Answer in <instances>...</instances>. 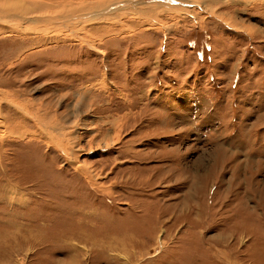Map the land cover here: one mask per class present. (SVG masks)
<instances>
[{"label":"rangeland","instance_id":"obj_1","mask_svg":"<svg viewBox=\"0 0 264 264\" xmlns=\"http://www.w3.org/2000/svg\"><path fill=\"white\" fill-rule=\"evenodd\" d=\"M181 1L0 19V264H264V0Z\"/></svg>","mask_w":264,"mask_h":264},{"label":"bare ground","instance_id":"obj_2","mask_svg":"<svg viewBox=\"0 0 264 264\" xmlns=\"http://www.w3.org/2000/svg\"><path fill=\"white\" fill-rule=\"evenodd\" d=\"M44 1H46V0H31V2H27V1H25V0H23V2H21V1H19V0H0V4H1V6L3 5V7H0V19H5V21H7V20H9L12 16V14L14 13V14H16V15H18V16H20V18L21 17H23L22 15L23 14H21V13H23L22 11H24V12H26V13H30V12H32V11H35V10H37V9H39L40 10V8H36V7H40V6H42V7H45L46 5V3L44 2ZM57 2L58 1H61L63 4H66V5H68V3H70L71 2V4L73 3V2H77L78 3V5H80L81 7H82V9H85V11H87V12H90V11H93L94 9L93 8H95V9H98V8H104L105 10H109L110 12H112L111 14H113V12H115V14L114 15H104L105 16V21H103V22H107V21H109L111 18H114V16L117 14V12H121V9H119V8H117V6L118 7H121V5H126V4H128V6L126 7V6H123L122 7V12L121 13H123L124 11H123V9H125V8H127L128 9V7H130V10H131V8L132 7H134V6H137V7H141V9H140V11L141 12H143V13H147L148 14V16H158V7H162V6H164V7H167V6H175V4H176V6H180L181 4L182 5H185V3H184V1H181V0H172V1H175V2H167V3H169V4H166V2L165 1H161V0H99L97 3L96 2H91L90 4H88V3H86V1H84V0H79V1H77V0H56ZM177 1H180V2H182V3H180V5L178 4V2ZM185 1H187V0H185ZM207 1H209V0H207ZM214 3H216L217 2V0H212ZM3 2V3H2ZM108 2H110V4L112 3V2H115L116 3V7L114 8V9H108V6L110 5V4H108V5H106ZM60 3V2H59ZM131 4H133V6H131ZM171 4H173V5H171ZM187 4V3H186ZM60 5V4H59ZM62 5V4H61ZM60 5V6H61ZM69 6V5H68ZM71 6V5H70ZM80 7V8H81ZM137 7H136V9H137ZM181 7V6H180ZM261 7V6H260ZM18 8V10H16ZM52 8V7H51ZM62 8H63V6H62ZM73 8H76V7H73ZM79 8V7H78ZM152 8V9H151ZM55 9V8H54ZM132 9H134V8H132ZM149 9H151V11H148ZM45 10V9H44ZM76 9H66V7H64L63 8V10H62V12H60L59 11V13H61V17H63V16H65V15H67V16H71L72 14H76V12L78 11V9L75 11ZM157 10V11H156ZM13 11H15V12H13ZM81 11V10H80ZM135 11V10H134ZM95 12V11H94ZM105 12V11H104ZM160 12V11H159ZM25 13V14H26ZM33 13V12H32ZM80 13V12H79ZM84 13V12H83ZM93 13V12H92ZM106 13H108V12H106ZM138 13V12H137ZM142 13V14H143ZM88 14V13H87ZM119 14V13H118ZM43 15V14H42ZM46 15V14H45ZM55 15V14H54ZM53 15V16H54ZM123 15V14H122ZM28 16V15H27ZM39 16V15H38ZM67 16H65V17H67ZM89 16V15H88ZM103 16V13L101 14V17L103 18L104 17ZM40 17V16H39ZM58 17H59V15H58ZM94 17V16H93ZM111 17V18H110ZM116 17V16H115ZM14 18V17H13ZM36 18H37V16H36ZM60 18V17H59ZM58 18V19H59ZM31 19V18H30ZM43 19V18H42ZM11 20V19H10ZM14 20V19H13ZM23 20V19H22ZM51 20H52V18H51ZM51 20H49V21H51ZM56 20V19H55ZM89 20H93V21H95L96 22V20H100V17H98V16H95L94 18H90L89 17ZM107 20V21H106ZM33 22V21H32ZM43 22V21H42ZM48 22V21H47ZM111 22H112V20H111ZM118 22V21H117ZM96 23H101V22H96ZM116 23V22H115ZM237 23V22H236ZM88 26V25H87ZM110 26V25H109ZM235 26H237V27H239L238 26V24L236 25L235 24ZM2 27V26H1ZM96 30H105L106 28H105V26H96V28H95ZM89 30V29H88ZM251 31V30H250ZM45 33V32H44ZM114 33V32H113ZM115 34H117V31L115 32ZM101 40V39H100ZM81 41V40H80ZM105 72H106V70H105ZM44 106V105H43ZM13 109H15V108H13ZM16 110V109H15ZM32 117V116H31ZM39 119V118H38ZM53 120V119H52ZM56 122V121H55ZM59 123V122H58ZM45 124H47V123H45L44 122V120H39V121H36V123H35V125L39 128V130H41L42 132H43V130H45V129H47L46 128V125ZM3 124H1V126H2ZM50 127H52L53 126V124H51V125H49ZM57 128V127H56ZM62 131H63V129H61ZM3 131V130H2ZM36 132V131H35ZM25 133V132H24ZM29 133V132H28ZM63 133V132H62ZM22 134V133H21ZM49 134H51V132L50 131H47V133L46 134H44V137H45V139L48 141V143H51L52 144V142H54L55 143V138L54 139H52L51 137H49V136H47V135H49ZM59 134H61V133H59ZM32 135H35V134H32ZM67 135V134H66ZM59 136V135H58ZM57 136V137H58ZM58 139V138H57ZM60 141V140H59ZM62 142V141H61ZM74 143V142H73ZM62 144V143H61ZM56 148H58V147H56ZM67 155H68V157H69V159H70V161H71V164L73 165V167L75 168V170L78 172V171H81V173L82 174H84L85 176L87 175V172H85V170L83 169V165L81 166L80 165V161H79V159H77V157H78V153L75 151V148L73 147L72 148V146L71 147H69V149H67ZM69 154H71V156L69 155ZM66 156V155H65ZM67 158V157H66ZM79 163V164H78ZM82 168V169H81ZM8 183V182H7ZM11 203V202H10ZM225 252V251H224ZM122 263V262H121ZM121 263H119V264H121ZM59 264V263H58ZM65 264V263H64Z\"/></svg>","mask_w":264,"mask_h":264}]
</instances>
